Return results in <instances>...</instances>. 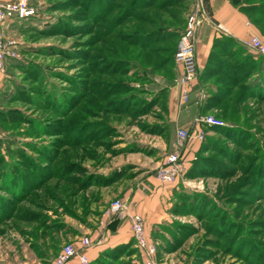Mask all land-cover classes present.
Wrapping results in <instances>:
<instances>
[{
  "label": "rangeland",
  "instance_id": "obj_1",
  "mask_svg": "<svg viewBox=\"0 0 264 264\" xmlns=\"http://www.w3.org/2000/svg\"><path fill=\"white\" fill-rule=\"evenodd\" d=\"M27 1L32 17L6 27L20 57L1 74L0 174L17 165L33 189L18 190L23 195L15 198L0 188L8 205L2 206L0 264H50L66 245H80L85 237L92 241L89 248L98 245L105 224L129 218L107 214L109 207L129 186L143 179L135 188H144L152 177L173 191L164 209L168 217L148 227L143 216L147 239L157 247L156 264H264V100L245 94L243 83L233 84L225 73L241 55L217 50L219 60L209 64L199 84L205 92L199 102L210 100L192 126L177 128L172 144L159 127L167 121L169 89L180 73L171 85L175 59L156 68L150 52L180 38H165L147 51L142 43L154 37L143 38L158 28L170 35L169 24L176 27L178 16L184 28L197 0L143 11L131 0ZM159 19L168 26L155 22ZM111 36L117 39L108 51L101 44ZM213 84L228 94H216ZM102 87L125 90L103 100L92 91ZM125 98L127 112L111 109L110 103L118 106ZM180 101L183 105L181 95ZM200 115L241 133L212 131L196 122ZM182 129L190 137L180 138ZM206 137L212 148L200 151ZM134 142L139 150L126 146ZM173 153L179 155V170L165 182L160 172ZM104 216L110 222L103 224ZM148 260L134 238L108 264Z\"/></svg>",
  "mask_w": 264,
  "mask_h": 264
},
{
  "label": "crops",
  "instance_id": "obj_2",
  "mask_svg": "<svg viewBox=\"0 0 264 264\" xmlns=\"http://www.w3.org/2000/svg\"><path fill=\"white\" fill-rule=\"evenodd\" d=\"M202 1L203 5L200 11L201 23L198 27L196 38V59L200 76L204 75L206 69L208 68L209 58L213 50L214 43L219 38H231L235 44L240 46L242 45L256 58L260 56V54L256 53L251 49H248V47L245 45L246 41L253 35L263 34L261 29L250 21L249 15L246 12L241 10L239 6L233 4L230 0ZM240 1L242 2V0ZM10 62L12 61H8V64H10ZM180 71L181 66L177 64V76L179 75V73H181ZM1 78L2 76L0 74V80ZM212 89L218 91L217 87L214 84L211 85V90ZM209 97H207L204 100V103L201 104V102H199V95L196 91H194L191 97V105L184 108V104L186 105L187 103H182L183 105L180 104L181 101L179 102V87L176 84H174V86H171V88L169 89L168 96L167 121L162 120L159 122L161 123L159 124L160 130L164 126L163 129L166 128L165 133L166 131L169 132L167 134V140L169 143H173L175 131L177 130V128L184 126H192L194 116L198 111L202 109V107L204 108V106L207 105L208 101L210 100ZM195 142L200 143L196 140ZM130 144L131 143L126 144V146H128V149L139 150L141 148L140 145L136 146V142L132 144V147H129L131 146ZM190 146H193V144L191 143ZM195 149L196 144H194V150L192 151H195ZM147 152L150 153V151ZM145 178H147V176ZM147 180L148 182L146 183L148 184L147 186L145 185L144 188H141L139 186L138 188H135L136 183H139V181H144L143 179H140L133 185L129 186L125 191H123L121 196L123 195L122 198L124 199V201L130 203L129 213L142 214V216H144L146 220V225L149 227L150 225L154 226L155 224L161 222L163 219L168 217L164 209L169 203L168 199L173 197V191H171V185H165L161 182H158V180L154 179V177L149 179L147 178ZM103 220L105 221L103 222V224H105L106 221H108V218L104 216ZM102 230H104V234L102 233V235L104 236L102 237L103 241L100 239V243L98 245H93L88 251L91 262L97 260L100 254L105 249H113L119 245H125L129 242H133L134 240L132 237V230L129 218L111 224H105ZM71 264H76V261H72Z\"/></svg>",
  "mask_w": 264,
  "mask_h": 264
},
{
  "label": "trees",
  "instance_id": "obj_3",
  "mask_svg": "<svg viewBox=\"0 0 264 264\" xmlns=\"http://www.w3.org/2000/svg\"><path fill=\"white\" fill-rule=\"evenodd\" d=\"M139 1L140 0H131L134 7H138L141 9L143 8L141 10V11H143V10L150 9L153 7L164 8L167 6H171V5H168L170 3L174 4V5H179L180 3H182L183 0H165V1L162 0L158 5H156L158 0H143V1L141 0L140 3H139ZM230 1L233 4H236L237 6H239L241 10H243L244 12H246L249 15L250 21L253 24L257 25L261 29L263 34H260V36L264 37V1L263 0H242V2L240 0H230ZM108 6L110 7L111 3L108 4ZM130 15H131V17H133L132 14H130ZM178 15L181 16V11L179 12ZM30 17H32V16H30ZM30 17H28V18H30ZM28 18L18 19V21L19 20L22 21V20H25ZM162 21H163L162 19H159V20H156L155 22L160 23L162 26H168V23L166 21H163V22ZM175 22L177 23L176 27H173L171 24H169L170 25L169 28H170V30H172V32L169 31L170 35H166V33L164 31H162L160 28H158L155 31L156 33L148 34V35L144 36L143 39L154 37V40L150 41V42L142 43V45H143L142 48H144V50L147 51V50H149V48L152 47L151 44L153 45L155 43L161 42L165 38H171V40H173L174 38H176L178 36L180 38V36L182 35L181 33H183L182 31L185 30L186 26L184 28H181V26H180L181 25V19H179V16L177 17ZM171 28H174V29H171ZM164 36H166V37H164ZM161 37L163 39H161ZM112 39H117V37H113V36L103 37V39H102L103 41H102L101 45H103V47L109 48L108 51L113 50V48H114V46H112V45L109 46L110 44L114 43ZM118 40H120V39H118ZM177 45H178V41H171V43H169V47L166 49L161 50V48L160 49L157 48V49L151 50L150 53L152 55L156 56L155 60H153L155 62L156 68H160V66L162 64L166 65L168 63L167 61L172 62L173 59H175V52L177 50ZM160 50H161V52L167 53L168 55L166 57H161L159 55L161 53ZM217 50H219L220 53H225L228 56H231L234 54L235 55L236 54L241 55V56L236 55V56H238V58L233 61V65L231 63L227 64V70H225V73L233 81V84L243 83L242 89L244 90L245 94L250 95V96L252 95L259 100H264V55H260L259 57L256 58L249 51L246 52L247 54H245L244 52L246 49L242 45L240 46V45L235 44L231 38L223 37V38H219L215 41L213 50L210 54L208 64H211L212 61L217 62L219 60V58H215V57H219ZM103 52H107L106 49ZM163 58H166V59H164L166 61H164ZM11 61L14 64L16 59H12ZM175 64L172 63V65H174V67L176 69ZM140 65L141 64L138 63V65H137L138 69L140 68ZM144 65H147V64H144ZM174 67H173V69H171L172 74L170 77L171 79H169L171 85L175 82L176 76H177L176 70L174 72ZM208 67H209V65H208ZM148 68H150V67H148ZM150 71H153L152 68H150ZM207 72H208V68L206 69L204 75L200 76V83L199 84H201V82H202L204 76H206ZM168 86L169 85H167L164 89V91H166V93H168L167 92ZM95 89H97V88H95ZM116 89L117 88L112 89L109 87V89L106 92L105 90H103V87H102V88L98 89L97 91H95L93 89H92V91H94L99 98L105 100L108 96L114 95V94L118 95L125 90L124 88H121L120 90H116ZM217 90L218 91L216 92V94H218V92L220 95L223 94V96L224 95L226 96L228 94V93H221L219 91V88H217ZM220 90L227 91L226 89H223V88H220ZM212 96H214V95H212ZM214 99H216V97H214ZM243 99H244V97H242V96L237 97L236 103L242 102ZM125 100H126V98L122 101V103L118 102V106L110 103L112 106L111 109H115L117 111L125 110L127 112L128 103ZM115 106H117V107H115ZM99 108H103V105H99ZM204 108L202 107L203 110H204ZM202 109L200 110V112L203 111ZM57 110H59V109H57ZM68 111L69 110H67L66 113H62V115H68L67 114ZM2 112H3V108L1 107L0 114ZM55 112H57V111H55ZM163 128H164V126H163ZM211 130L216 131V132L219 131V132H222L224 134H226L225 133L226 131L233 132L234 134L241 133L240 131H236V130L233 131L232 128L231 129H225L223 125H220V126L219 125H213V126H211ZM208 138L209 137L205 138L204 144L200 147V151L206 150V148L207 149L212 148L211 145L207 144L208 140H209ZM29 163H31V160H29ZM200 165H202V163ZM24 177H25V172L23 171V169L19 168L17 165H14V167L11 169H10V167H7V169H5L3 171V173L0 174V188L3 189L4 191H7L10 195H12L15 198L20 194L22 196L23 195L22 193H24L23 192L24 189H27L28 191H26V192L29 193L30 190L33 189V188H31L33 186V184L30 186L31 181H26V183H24V181H22ZM15 185H17V186H15ZM18 190H22V193L20 191H19L20 192L19 193ZM1 196L2 195L0 194V223H1V221H3V216L5 215L3 213L4 211L2 210V206H4L5 208L8 207L7 203L5 205H3L5 198H3ZM11 210L12 209H10V211ZM6 216H8V214ZM132 237L134 239L133 234H132ZM131 243L132 242H129L128 244H125V245H119L113 249H111V248L105 249L100 254L99 258L96 260V262L94 264H108V262H110V259L116 258L119 254H121V252L124 250V248ZM89 249H88V251H89ZM88 251H87V253H88ZM88 255H89V253H88ZM89 259H90V256H89ZM72 261H76V260L73 259ZM71 262L69 264H71ZM77 263H78V261H76V264ZM90 263H91V259H90Z\"/></svg>",
  "mask_w": 264,
  "mask_h": 264
},
{
  "label": "built area",
  "instance_id": "obj_4",
  "mask_svg": "<svg viewBox=\"0 0 264 264\" xmlns=\"http://www.w3.org/2000/svg\"><path fill=\"white\" fill-rule=\"evenodd\" d=\"M198 2L199 7L197 10L195 9L187 18L185 30L179 39L177 50L175 52V61L181 66V73L177 79V86L180 89L181 100L183 103L189 101L190 96L194 91L198 94V91L201 90V86H199L200 73L196 59V35L201 23L200 11L203 1L198 0ZM33 13L34 9L27 0H0V74L6 71L8 61L20 57L16 42L6 36V27L14 19L28 18L33 15ZM245 45L256 53L264 55V37L253 35L246 41ZM198 95L203 96L204 93L199 91ZM1 107L2 105L0 103V109ZM196 122L208 126L224 125L223 121L208 115H200ZM179 137L184 139L190 137V134L187 130L182 129ZM198 137L204 139L203 131L200 132V136ZM178 167L179 155L173 153L167 160V166L161 169L162 171L160 172L159 178L165 182L172 181L179 170ZM106 213L114 217L128 216L130 218L131 230L137 246L141 251L146 253L149 258L146 264H156L153 257L157 253V247L147 239L143 216L138 213H128L127 205L123 199L114 202ZM91 244L92 241L89 237L82 239L80 245L68 244L61 249L50 264H69L75 258H78V264H90L87 248L89 249Z\"/></svg>",
  "mask_w": 264,
  "mask_h": 264
}]
</instances>
